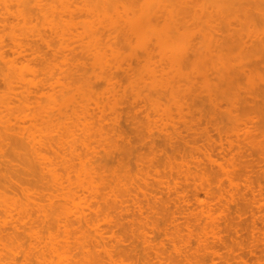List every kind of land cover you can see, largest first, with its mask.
Wrapping results in <instances>:
<instances>
[{
  "label": "rangeland",
  "instance_id": "rangeland-1",
  "mask_svg": "<svg viewBox=\"0 0 264 264\" xmlns=\"http://www.w3.org/2000/svg\"><path fill=\"white\" fill-rule=\"evenodd\" d=\"M17 1L0 0V264H264V0H120L118 11L149 9L159 17L150 21L162 27L150 33L144 26L155 42L147 43L148 54L136 36L129 38L132 46L122 51L130 54V70L114 77L116 95L97 78L114 57L107 53L94 67L97 46L85 33L88 21L105 23L101 13L91 23L88 9L108 5L27 0L25 9L26 0ZM112 34L100 40L121 43ZM19 132L41 143L40 167L13 153L10 136ZM117 147L130 154L119 159ZM123 159L134 179L148 182L147 194L121 189L122 205L115 206L113 176ZM182 160L190 164L187 179L180 175ZM52 168L54 177L47 172ZM84 169L96 172L92 185L101 187V199H89L90 206L108 222L74 220L89 213L81 195ZM202 175L207 181L200 188ZM201 208H220L218 238L204 243L198 233L206 222L196 217Z\"/></svg>",
  "mask_w": 264,
  "mask_h": 264
},
{
  "label": "bare ground",
  "instance_id": "bare-ground-1",
  "mask_svg": "<svg viewBox=\"0 0 264 264\" xmlns=\"http://www.w3.org/2000/svg\"><path fill=\"white\" fill-rule=\"evenodd\" d=\"M17 1V0H16ZM20 1L21 0H19V1H17V2H19L20 3ZM31 1V0H30ZM29 1V2H30ZM35 1V0H34ZM120 0H97V2L98 3H101V4H103V5H108L107 7H105V8H102L99 12L97 11H94V12H96V14L93 12V11H90V9H88V12H92L93 14H95V15H93L92 13L90 14L91 16V18L93 19V20H91V23H92V21H93V23H96L97 22V18H98V13H101V15H99V16H101L100 17V19H104L103 21H105V23L104 22H102V20L101 21H98L96 24H95V26H97V27H100V28H102V30H97V28L93 25V24H91V26H90V22L88 21L87 22V24H86V29H85V33H86V31H88L86 34L88 35V37H89V39H90V43L92 44V45H94V46H97V50H98V52L96 53V55L94 56V59H93V62H92V65L95 67L96 65H101L102 63H101V58H105L106 57V55H107V57L109 56L107 53H109L110 54V56H109V58H108V60H111L113 57V59L116 61H114L113 60V62L114 63H112V64H106V63H104L105 65L103 66V67H106V69L105 68H102V73H99V75L100 76H97V78H99L102 82H103V84L104 85H106V86H108L109 88H108V90H109V92H110V94L111 95H116V94H118V92H119V88H120V83H118V81H116L115 79H114V77L118 74V71L120 70L121 72L120 73H122V74H124L125 73V71H127V70H130V64H129V62H130V54L128 55L127 54V56H125L126 55V51H125V53L122 51L123 49H124V47H127V45H129V46H132V44L130 43V39L129 38H133V37H135V38H138L139 39V42H138V44H142V43H144V44H142V45H140V46H142L141 48H144L143 50H145L144 52L146 53V54H148V52H149V50L150 49H152L151 47H152V44L154 45L155 44V42H151V41H148L150 38L148 37L149 35H145L144 36V34H145V28H144V26H148L147 27V29H151L150 31L149 30H147V32H146V34H148L149 32L150 33H152L153 31H159V28L160 27H162V26H159V23H157L158 24V26L156 25H154V21H156L157 19L159 20V17H157L158 16V14L156 13V12H154V11H149V9H147V10H144V11H141V9H136V8H134V7H130L131 9H133V10H131L130 8H128L130 11V13H128V9H123V8H121V10L120 11H118L117 9H116V4H118V2H119ZM253 1H256V0H252V3H253ZM31 2H33V0L31 1ZM246 2H249L248 0L246 1ZM22 3V5L23 6H25V9L26 8H28L29 6L27 5V0H26V2L25 1H22L21 2ZM36 3H38V1L36 2ZM256 3H257V1L256 2H254V4L256 5ZM29 4V3H28ZM42 4V3H41ZM245 2H244V6H245ZM30 5V4H29ZM254 5V6H255ZM246 7H248V6H245V9H246ZM44 8V7H43ZM250 8V7H249ZM246 9V10H249L248 12H250V9ZM38 9H40V10H42V6L40 5L39 7H38ZM244 9V7L242 6V12L245 10ZM258 10V8H253L252 10V12H255V13H258V14H260L261 13V10L259 9L258 10V12H256V10ZM111 11V12H109V11ZM116 10H117V12H116ZM240 10V9H239ZM240 10V11H241ZM255 10V11H254ZM102 11V12H101ZM108 11V12H107ZM112 11H113V13H112ZM114 11L117 13V15L114 13ZM123 11H125L126 13H124V15L126 16V17H123L124 15H123ZM133 11H135V12H133ZM145 11H147V12H145ZM121 12V15H122V19L123 18H126V19H124V20H122L119 16H118V14ZM139 12V13H138ZM145 12V13H144ZM150 12V13H149ZM127 13H128V15H127ZM152 13V14H151ZM153 13H156L155 15H153ZM245 13H247L246 11H245ZM130 14V15H129ZM254 14V13H253ZM93 15V16H92ZM106 15H111V16H106ZM114 15V16H113ZM148 15H149V18H148ZM153 15V16H152ZM243 15V14H242ZM246 15V14H245ZM244 15V16H245ZM247 15H249L248 13H247ZM95 16H97V18L95 19ZM115 16H117L118 18L116 19L115 18ZM112 17V18H111ZM114 17V18H113ZM150 17H152V19H154V23L152 22V21H150L151 20V18ZM90 18V19H91ZM108 19V21H107V19ZM111 18V19H110ZM95 19V20H94ZM99 19V18H98ZM113 19H116V22H113ZM119 19L122 21V23L121 22H119L118 23V21H119ZM141 20H143V21H141ZM124 21V22H123ZM101 22H102V26H99V24H101ZM139 22H141V24H139ZM149 23V24H146V23ZM107 23V25H104V24H106ZM143 23L145 24V25H143ZM151 23H153V24H151ZM94 26V29H93V26ZM155 26V27H154ZM50 29L52 30V31H54V32H56V30H57V26H56V24H54V23H51L50 24ZM154 29V30H153ZM158 29V30H157ZM102 31V32H101ZM111 31H113L114 33H117L116 35L117 36H120V37H122V38H120L121 39V41L120 40H118L119 42H121L122 43V45H123V47L121 48V43H118L117 42V39L118 38H114L115 37V35H114V33L113 32H111ZM143 31V32H142ZM149 31V32H148ZM97 32V33H96ZM111 32V33H110ZM102 33V34H101ZM104 33H109V34H112L114 37V39H116V41H114V39L112 40V41H110V42H112V43H109L108 42V44L106 43H104V42H102V40H103V38H102V40H100L101 39V37H103V36H108L109 34H105V35H103ZM144 36V37H142V35ZM86 35V36H87ZM129 35H131V36H129ZM101 36V37H100ZM129 36V37H128ZM147 36V37H146ZM128 37V38H127ZM251 37H253V38H256L257 39V37H255L254 35L253 36H251ZM126 38H127V40H126ZM144 38V39H143ZM129 39V40H128ZM159 39V38H158ZM157 39V40H158ZM142 40H146V41H142ZM150 40H152V39H150ZM255 40V39H254ZM131 41H132V39H131ZM141 41V42H140ZM264 41V40H263ZM263 41H262V43L260 44L261 45V47L259 48V49H263V52L262 53H260V54H263L264 53V43H263ZM253 42V41H252ZM261 42V41H260ZM120 44V46L118 45L117 47H120L121 48V51H120V49L119 48H117V47H115L117 44ZM126 45V46H124V44ZM129 43V44H128ZM151 45V47L148 45ZM151 43V44H150ZM159 44H160V42H158ZM241 43V42H240ZM242 43H244V42H242ZM259 43V42H258ZM157 44V43H156ZM239 44V43H238ZM245 44V43H244ZM249 44H250V46H251V43L249 42ZM112 45H114V46H112ZM137 45V44H136ZM149 47H148V46ZM255 46H256V44H254ZM127 47V48H130V47ZM241 46V49H242V47H243V45H238V47H240ZM246 46H247V44H246ZM246 46H245V48H246ZM250 46H248V47H250ZM111 47H113V49L111 48ZM145 47H147V49L145 48ZM257 47V46H256ZM256 47H255V50H256ZM148 48H150V49H148ZM115 49V50H114ZM241 49L239 50V52L241 51ZM249 49V48H248ZM252 49V48H251ZM254 49V48H253ZM126 50H128V49H126ZM243 51L244 50H246V49H242ZM120 51V52H119ZM151 51V50H150ZM247 51V50H246ZM253 51V50H252ZM252 51H251V54H252ZM237 52H238V50H237ZM245 52V51H244ZM249 52V51H248ZM260 52V51H259ZM258 52V53H259ZM121 54V55H119V54ZM246 53V52H245ZM250 53V52H249ZM255 54V53H254ZM243 55V54H242ZM241 55V56H242ZM249 56V58L248 59H250L251 58V55L250 54H248ZM105 56V57H104ZM112 56V57H111ZM124 56V57H123ZM258 56V55H257ZM264 56V55H263ZM121 57V58H120ZM123 57V58H122ZM240 57V56H239ZM245 57V56H244ZM120 58V59H119ZM128 58V59H127ZM247 58V57H246ZM254 59H255V56L253 57ZM264 58V57H263ZM38 59L40 60V61H44V58H43V56H38ZM121 59H124V61H125V65H126V69L124 70L123 68H122V64H121V62H123V60H121ZM247 59V60H248ZM253 59V60H254ZM257 59H259V56H258V58ZM119 61H121L120 62V64H119ZM251 61V60H250ZM241 62V61H240ZM247 62V61H246ZM258 63V62H257ZM238 64V63H237ZM107 65V66H106ZM111 65V66H110ZM113 65H116V66H113ZM239 65V64H238ZM251 65V64H250ZM259 65V64H258ZM110 66V67H109ZM112 66H113V69H112ZM237 66V65H236ZM256 66H257V64H256ZM109 69H108V68ZM260 67V66H259ZM47 69V68H46ZM46 69H42V70H40V73H45L46 72ZM106 70V71H105ZM112 70H114L113 72H112ZM240 70V69H239ZM238 70V71H239ZM244 70H246L245 68H244ZM117 71V72H116ZM243 71V70H242ZM247 71H249L250 73H251V71L250 70H247ZM260 71V70H259ZM105 72V73H104ZM108 72V73H107ZM243 72H245V71H243ZM242 72V73H243ZM253 72H255V71H253L252 70V73ZM113 73V74H112ZM249 73V74H250ZM260 73V72H259ZM243 74H245V73H243ZM248 74V75H249ZM256 74H257V70H256ZM102 75V76H101ZM256 76H260V75H256ZM262 76V75H261ZM259 78V77H258ZM85 79V78H84ZM86 80V79H85ZM262 82V81H261ZM85 87H86V91H90V87H89V85H87V81H85ZM252 84V83H251ZM257 84V83H256ZM261 84V83H260ZM259 84V85H260ZM50 86H51V84H50ZM131 86H133L134 87V84H131ZM250 86V85H249ZM254 86H256V85H254ZM258 86V85H257ZM256 86V87H257ZM45 87V84L44 83H41L40 85H39V89H42V88H44ZM260 87H261V85H260ZM264 87V86H263ZM262 87V88H263ZM242 88V87H241ZM240 88V89H241ZM253 88V87H252ZM259 88V87H258ZM238 89V88H237ZM248 89H249V87H248ZM264 89V88H263ZM263 89H262V91H263ZM239 90V89H238ZM250 90V89H249ZM257 90V89H256ZM260 90V89H259ZM258 90V91H259ZM257 92V91H256ZM246 93H248V92H246ZM259 94L257 95L259 98H260V96L263 94L262 92H261V90H260V92H258ZM260 93H261V95H260ZM256 95V94H255ZM246 96H247V94H246ZM258 97H257V99H258ZM261 97H263V96H261ZM256 97L254 96V99H255ZM242 99H244V98H242ZM246 99V98H245ZM245 99H244V101H245ZM254 99H251L252 100V102H255V101H253ZM258 101V100H257ZM248 102H250V103H252L251 101H249V98H248ZM262 102H263V100H262ZM245 103H247V102H245ZM259 104L261 103L260 102V100H259V102H258ZM257 104V103H256ZM247 105V104H246ZM249 105V104H248ZM254 105V104H253ZM96 106H97V104H96ZM263 106H264V104H263ZM248 107H253L252 105H250V106H248ZM258 107V106H257ZM261 108V107H260ZM264 108V107H263ZM253 109H254V107H253ZM256 109V108H255ZM254 111V110H253ZM258 113V112H257ZM261 113H264V112H262L261 111ZM260 114V113H259ZM253 115H254V113H253ZM264 115V114H263ZM259 116V115H258ZM259 118H260V116H259ZM249 119H251V118H249ZM253 119H255V118H253ZM118 121L119 120H117V118H115L113 121H112V125L114 126V127H116V128H118L117 127V123H118ZM264 121V120H263ZM255 122V121H254ZM262 132H263V130H262ZM117 136V138H121V136L118 134V135H116ZM92 136L91 135H88L87 136V138L85 139V141L86 142H89V138H91ZM10 138H11V140H12V138H13V140H12V145H11V143H10V145H11V147H12V149H13V153L15 152V150H18V151H16V152H18L17 153V155H19L20 157H21V159L23 160V161H25V162H27V163H29V162H31V164L32 165H34L35 167H40L41 166V164L43 163V161L46 159V157L43 155V154H41V143L38 141V140H35V138H33V137H31V136H25L23 133H17V135L16 136H10ZM83 145H84V148H87V146H88V143L87 144H84L83 143ZM11 149V150H12ZM116 151H117V153H118V155H120V157H119V159L121 158H123V156H128L130 153H129V151H128V148L127 149H122V147L121 148H119V147H117L116 148ZM128 151V152H127ZM12 153V155H14V154H16V153H14L13 154ZM128 154V155H127ZM202 155L209 161V162H214L212 159H211V153H209L208 151H204V152H202ZM10 156H11V153H10ZM10 156L9 155H7L6 156V158L8 157V158H10ZM16 156V155H15ZM44 156V157H43ZM11 157H13V156H11ZM16 157H18V156H16ZM20 157H18V158H20ZM31 157V158H30ZM7 158V159H8ZM29 159H33L32 161H34V160H38V164L36 163V165L35 164H33L34 162H32V161H29ZM39 159H41V160H39ZM171 159V158H170ZM11 160V159H10ZM169 160V159H168ZM173 160V159H172ZM171 160V161H172ZM170 161V160H169ZM9 162V161H8ZM122 162H124V159L122 160V161H120V160H118L117 161V171L115 172V174H114V176H113V182H114V184H115V186H116V190L115 191H113V193H112V204H114L115 206H121L122 205V197H121V193H120V191H121V189H124V190H126V191H128L129 189H133V188H136V189H138V192L142 195V196H145L147 193H146V189H147V187H148V182L146 181V180H142V179H134V177H133V175L130 173V170L128 169V167L125 165V162L124 163H122ZM151 162V161H150ZM170 163H172V162H168V164L169 165H171ZM119 164V165H118ZM123 164H124V166H123ZM188 165H190L189 164V162H185L184 160H182V162H181V166L179 165V168L181 169V170H183L182 171V173L180 174V175H182L185 179H187L189 176H190V173H189V170H190V167H188ZM32 169H34V167H32V166H30ZM120 167V168H119ZM184 169H183V168ZM120 169V170H119ZM122 169H125V170H122ZM55 169H49V170H47V172L51 175V176H55ZM181 172V171H180ZM179 172V173H180ZM81 175L83 176V178H84V180L86 181L85 183H86V188H84V189H82L83 191H82V200L87 204V207H86V209L89 211V213L88 214H84V213H82V214H80V215H78V216H76V217H74V220L75 221H77V222H80V221H85V223H87L88 221H90V222H92V218H98V217H101V220H103L104 222H108L109 220H110V217H108L104 212H102L101 210H99V209H97V210H93L92 209V207L90 206L91 204H90V201H89V199H92V200H100L101 199V187L100 186H93L92 184V179H93V176H95L96 175V172L93 170V169H84L82 172H81ZM98 175V174H97ZM68 179V178H67ZM100 179H101V176H100ZM142 180V181H141ZM199 180H200V188L202 187V185L207 181L206 180V178L204 177V175H202V176H200L199 177ZM206 180V181H205ZM141 181V184H139V182ZM232 180L229 178V180H228V182H229V185H234L232 182H231ZM67 183H68V186H70L71 185V183H70V181H69V179L67 180ZM166 187H167V189L169 190V191H173V192H175L176 190H177V184L176 183H173L172 185L171 184H166ZM222 200L220 199L219 201H218V203L220 204V206H222ZM196 203L201 207V206H205V204L198 198V197H196ZM218 206V205H217ZM219 209L220 208H214V209H211V208H206V209H204V208H201L200 209V211H199V213L196 215V217H198V219H204L205 220V222H206V227L205 226H203L204 228H202L201 229V231H199V233H198V238H199V240H201V238H202V240L203 239H208V238H212V239H217L218 237V235H217V231H215V222H216V220L218 219V216H219ZM138 211H140V208H138ZM93 215V216H92ZM141 215V214H140ZM203 220V221H204ZM69 222V219H66V222ZM204 225V224H203ZM197 235V234H196ZM200 235V236H199ZM142 236H148V233H142ZM197 237V236H196ZM198 238H197V240H198ZM1 239L2 238H0V242H1ZM201 242L202 241H200V242H198V243H200V248H202L201 247ZM205 241L203 240V242L202 243H204ZM203 246V245H202ZM174 252L175 253H177V254H182L183 255V250L182 251H180V248H178V247H175L174 248ZM182 252V253H181ZM184 256V255H183ZM187 257V256H186ZM186 257H184V259L186 258ZM188 258V257H187ZM186 258V259H187ZM191 260L193 259V258H190ZM189 258H188V260H186V261H188L189 262V260H190ZM194 260V259H193ZM185 261V262H186ZM190 262H193V261H190ZM189 262V263H190ZM197 261H195L194 263H196ZM94 263H96V262H94ZM188 263V264H189ZM192 264V263H191ZM198 264V263H197ZM200 264V263H199Z\"/></svg>",
  "mask_w": 264,
  "mask_h": 264
}]
</instances>
